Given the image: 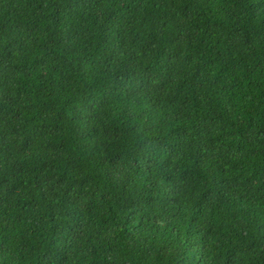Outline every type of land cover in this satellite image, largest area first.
Masks as SVG:
<instances>
[{"label":"trees","instance_id":"1","mask_svg":"<svg viewBox=\"0 0 264 264\" xmlns=\"http://www.w3.org/2000/svg\"><path fill=\"white\" fill-rule=\"evenodd\" d=\"M0 264H264V0H0Z\"/></svg>","mask_w":264,"mask_h":264}]
</instances>
